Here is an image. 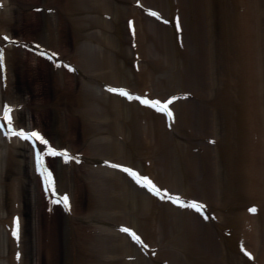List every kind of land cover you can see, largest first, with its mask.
<instances>
[{
	"label": "bare ground",
	"instance_id": "1",
	"mask_svg": "<svg viewBox=\"0 0 264 264\" xmlns=\"http://www.w3.org/2000/svg\"><path fill=\"white\" fill-rule=\"evenodd\" d=\"M16 3H0L8 69L0 71L8 78L5 90L0 82V108L14 107L5 100H15L8 89L20 67L25 77L45 72L43 90L52 100L33 108L27 99L28 127L35 126L32 114L49 112L53 133L39 126L41 133L67 154L45 155L43 168L52 175L41 173L36 150L0 125V264H264V0ZM22 18L28 26L18 34L12 26H22ZM34 30L40 57L26 42ZM56 54L72 61L62 59L69 71ZM250 82L257 84L254 97ZM148 95L174 117L140 102ZM249 101L256 103L253 115ZM244 126L257 133L240 139ZM143 174L159 195L140 182ZM19 244L20 260L13 257Z\"/></svg>",
	"mask_w": 264,
	"mask_h": 264
},
{
	"label": "rangeland",
	"instance_id": "2",
	"mask_svg": "<svg viewBox=\"0 0 264 264\" xmlns=\"http://www.w3.org/2000/svg\"><path fill=\"white\" fill-rule=\"evenodd\" d=\"M15 2H17L16 4H21V3H23L24 2V4H23V6H26L25 4H28L27 3V1L28 0H14ZM15 4V5H16ZM26 16H28V15H26ZM29 17V16H28ZM22 21H23V25L22 26H20L21 24L20 23H18V25L17 24H15L14 23V25L12 26V27H14L13 29L16 31V33H18V30L19 29H22V28H25L26 29V26H28V23L22 18ZM31 22V21H30ZM20 24V25H19ZM31 24V23H30ZM33 24V23H32ZM25 25V26H24ZM73 27H74V30H76V31H78L77 29H78V27H76V25H73ZM28 28V27H27ZM71 28V27H70ZM80 28V27H79ZM35 29V28H34ZM20 31V30H19ZM68 31V34H70L69 33V31L70 30H67ZM73 31V30H72ZM28 34H32L31 36H37V34H35V33H37V30L35 31H32V32H27ZM19 34V33H18ZM39 36V35H38ZM84 40V39H83ZM69 43L71 44H74V40H72V39H70L69 40ZM244 44H245V46L244 47H246V43L244 42ZM252 47L251 46H249L248 48L246 47L245 48V51H249V53H248V57L250 58V57H252V54H251V52L253 53V50L251 49ZM132 56H130V58H131ZM86 59V58H85ZM18 60V59H17ZM130 60V59H129ZM249 62L247 61L246 62V64H248ZM249 66H247V68H248ZM20 69H21V67H20ZM20 69H19V71L17 70L16 71V78H15V80H14V82H15V85H13L12 86V88L9 90V92L10 93H12V94H14L15 95V100L14 101H16V100H19V101H22L24 104H25V107H24V109L23 110H21V113H20V115H19V119L24 123V124H27V122H29V119H31L32 117H30V111L29 110H27V108H26V104H28L29 106L31 105V103L33 104V105H31V107H33L34 108V104H38V103H45L44 101H40V100H45V98L47 99V100H52L51 99V97H50V93H48V92H46L45 90H43V88H44V86L45 87H47L48 85V82L50 81L47 77H46V74H44L43 72L42 73H40V72H37V73H34V76H27L28 77V81H26V79H27V77H25V74H23L24 73V71L23 72H21L20 71ZM253 72L251 71V74L248 76V79H250V81H254V83H256V77L252 74ZM28 75V74H27ZM64 82V81H63ZM248 82V81H247ZM254 83H249V89H250V91H251V95H252V97H254V94L253 93H257V91H255V86L257 85V84H254ZM40 85V86H39ZM47 85V86H46ZM62 85V84H61ZM36 86H39V89H38V91L37 90H35V87ZM79 86L80 85H76L75 86V90H79ZM60 88H62V89H64L63 87H61L60 86ZM247 89V88H246ZM249 89H247V91L249 90ZM29 91H30V94H31V96L29 97ZM30 99L29 101L31 102V103H29V101H27V99ZM252 98H250V100H251ZM255 105H256V103L254 102V101H249V103H248V106H249V110H250V114L249 115H253V112H255ZM238 106V108L240 109V103L237 105ZM242 109V108H241ZM240 111V110H239ZM35 112H36V110H35ZM256 113V112H255ZM31 114H32V112H31ZM241 115V114H240ZM255 115V114H254ZM32 116L34 117L32 120H34L35 122L37 121V122H39V121H43L44 123H43V127L45 128V129H48L51 133H53V130L52 129H54V128H52L53 127V122H52V119H51V114L48 112H46V113H44V112H39L38 113V111L36 112V114H32ZM36 116H39V117H36ZM238 119H240V118H238ZM253 119V118H252ZM254 120V119H253ZM256 122V121H255ZM42 124V123H41ZM244 128L245 129H243V130H241V135H240V139H243L244 140V137H249L250 136V134H251V132H250V130H251V128H246V126H244ZM58 134H57V132H56V137H58L57 136ZM24 149V148H23ZM25 152H26V150H25ZM28 156V155H27ZM26 158V157H25ZM26 162H27V160H26ZM27 164L25 163V165H24V174H25V176L27 175L28 176V169H27V167L28 166H26ZM11 177V176H10ZM10 177L8 176V181H9V183L11 184L13 181H12V179H10ZM28 179H30V178H28ZM33 182L31 181V179L29 180V183H28V180H26L25 181V186H24V197H26V199H28L27 198V196L26 195H28V193H30V191H31V184H32ZM29 205V204H28ZM30 213H31V208H30ZM27 214V212H25V215ZM26 217H28L27 215H26ZM28 221L29 222H27V223H29L28 224V228H27V230H26V235H27V240H25L26 242H25V244L29 247V249H27V250H29V252H28V255L29 256H32L31 258L33 259L34 258V256H33V252H34V248H35V246L33 245L34 243H33V241H32V239H33V236H32V219L30 218V217H28ZM28 232H29V234H28ZM32 252V253H31ZM31 264H32V262H31Z\"/></svg>",
	"mask_w": 264,
	"mask_h": 264
},
{
	"label": "snow or ice",
	"instance_id": "3",
	"mask_svg": "<svg viewBox=\"0 0 264 264\" xmlns=\"http://www.w3.org/2000/svg\"><path fill=\"white\" fill-rule=\"evenodd\" d=\"M154 15H157L159 16L160 14L158 12H155L153 13ZM5 39H11V37H5ZM44 55H48V53H44ZM58 55V54H57ZM63 63V62H61ZM69 68H72L71 65L68 66ZM73 71H75V69L73 68L72 69ZM113 91H117V92H122L125 96H129L130 98L132 99H137L138 97L133 95L132 93L128 92L127 90L125 89H112ZM175 99H179L178 97H176ZM145 103L147 104H152V105H155V106H159L160 102L159 101H152V100H147L145 99L144 101ZM163 111H167L169 112V114L171 116L174 117V113L171 112V109L170 108H162ZM15 109H13V107L11 105H7L6 106V109H5V114L3 116H0V125H4V124H10V125H13L12 128H11V132L16 135V136H19L21 138H23L24 140H27V141H32V142H36L37 140H39L40 142H42V145L41 147H38L36 149L38 155H39V159H40V162L41 164L43 165L45 163L44 161V156L46 155V153H43L41 148L46 146L48 148V152L52 155V156H57V155H66V151L64 152H61L59 151L55 146H53L52 142L47 139L40 131L38 130H35V131H27V130H20V131H17L16 130V127L14 126V121H15V117L13 115ZM115 167H123L122 165H115ZM42 170H46L49 175H52L51 174V169H42ZM126 171L132 173L133 176H136L138 179L140 178V174L135 171L134 169H131V168H126L125 169ZM143 182V181H141ZM55 185V178L54 176L52 177V184L50 186L54 187ZM148 186L152 187L154 191H157L156 189V186L149 180L148 181ZM162 191V190H161ZM157 194L159 195L160 194V191H157ZM176 199V202L177 203H181V199L180 198H175ZM64 201L66 203H68V206H69V209H71V202H70V198L65 195L64 196ZM185 206H187V204H185ZM192 207L194 208H198L200 211H204V208L205 206L203 205H200L196 202H194L192 204ZM253 211H255V209H253ZM125 231H132L131 229H125ZM16 236L19 238L20 236V220H19V217L16 218V232H15ZM133 235L136 236V239L139 240L141 243H143V239L142 237L136 235V233L133 232ZM245 251L248 252L247 248H245ZM248 255L249 256H252L253 254L251 252H248Z\"/></svg>",
	"mask_w": 264,
	"mask_h": 264
}]
</instances>
